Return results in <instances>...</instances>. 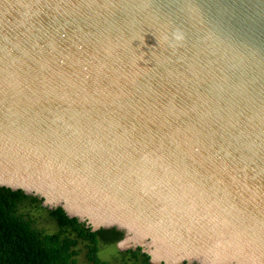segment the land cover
<instances>
[{
    "label": "water",
    "instance_id": "water-1",
    "mask_svg": "<svg viewBox=\"0 0 264 264\" xmlns=\"http://www.w3.org/2000/svg\"><path fill=\"white\" fill-rule=\"evenodd\" d=\"M0 188L150 264H264V0H0Z\"/></svg>",
    "mask_w": 264,
    "mask_h": 264
},
{
    "label": "trees",
    "instance_id": "trees-1",
    "mask_svg": "<svg viewBox=\"0 0 264 264\" xmlns=\"http://www.w3.org/2000/svg\"><path fill=\"white\" fill-rule=\"evenodd\" d=\"M38 211L46 212L55 232L37 227L33 213ZM122 238L114 228L91 232L59 208L48 210L36 197L0 188V264H78L82 252L89 264H150L140 249L118 251L120 258L112 262L99 259L102 246H116Z\"/></svg>",
    "mask_w": 264,
    "mask_h": 264
},
{
    "label": "rangeland",
    "instance_id": "rangeland-1",
    "mask_svg": "<svg viewBox=\"0 0 264 264\" xmlns=\"http://www.w3.org/2000/svg\"><path fill=\"white\" fill-rule=\"evenodd\" d=\"M33 216L34 218H36L37 227H39L40 230H43L47 233H53L56 231L55 225L49 221L46 212L38 211L36 213H33ZM98 257L102 261H109V262H112L113 260L120 258L116 246H112V245L102 246L99 250ZM77 261L78 264H89L85 258V252H82L79 255Z\"/></svg>",
    "mask_w": 264,
    "mask_h": 264
}]
</instances>
